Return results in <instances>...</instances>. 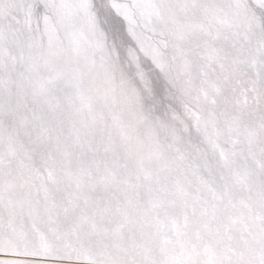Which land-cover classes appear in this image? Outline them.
Here are the masks:
<instances>
[{"label":"snow or ice","instance_id":"6c2138e0","mask_svg":"<svg viewBox=\"0 0 264 264\" xmlns=\"http://www.w3.org/2000/svg\"><path fill=\"white\" fill-rule=\"evenodd\" d=\"M0 264H264V0H0Z\"/></svg>","mask_w":264,"mask_h":264}]
</instances>
